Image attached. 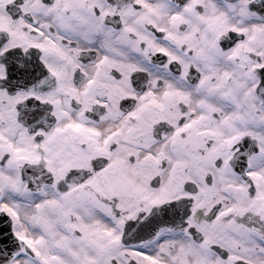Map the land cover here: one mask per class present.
I'll list each match as a JSON object with an SVG mask.
<instances>
[{"label":"snow or ice","instance_id":"snow-or-ice-1","mask_svg":"<svg viewBox=\"0 0 264 264\" xmlns=\"http://www.w3.org/2000/svg\"><path fill=\"white\" fill-rule=\"evenodd\" d=\"M0 264H264V0H0Z\"/></svg>","mask_w":264,"mask_h":264}]
</instances>
